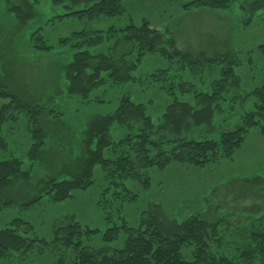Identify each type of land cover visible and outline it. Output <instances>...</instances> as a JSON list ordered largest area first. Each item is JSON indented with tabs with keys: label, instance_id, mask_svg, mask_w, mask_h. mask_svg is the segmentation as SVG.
Masks as SVG:
<instances>
[{
	"label": "rangeland",
	"instance_id": "374dc122",
	"mask_svg": "<svg viewBox=\"0 0 264 264\" xmlns=\"http://www.w3.org/2000/svg\"><path fill=\"white\" fill-rule=\"evenodd\" d=\"M191 1L125 0L122 14L90 18L66 14L88 8L92 4L90 0H0V83L26 102L29 109L33 107L31 110L39 113L38 124L29 127V113L15 109L17 119L6 123L0 134L5 141L0 160L20 159L22 169L30 172L29 178H19L3 190V199L15 202L0 211V229L20 217L28 222L21 226L20 232L38 240L26 255H15L5 264H70L74 249L51 242L59 225L73 219L96 229L98 232L87 242L100 245L104 243L102 234L109 227L122 224L123 218L129 226H137L142 212L156 207L162 208L170 221H183L199 213L211 222L220 219L217 240L210 241V250L216 253L236 254L250 241L253 232L264 231V133L258 128L250 129L232 158L205 166L172 161L162 168H146L137 161L139 174L143 181L149 176L150 185L143 188L142 179H127L128 188L137 194L136 199H114L110 193L104 196L103 190L112 185L107 170L114 167L104 170L98 164L93 183L74 191L70 198L53 201L44 194L32 206L23 205L44 193L43 185L49 177L58 180L68 177L65 172L74 169L86 155L87 128L95 117L115 114L122 100L129 97L145 106L144 112L157 126L173 100L160 82L152 81L151 74L168 63L159 52L141 57L134 72L135 80L119 84L107 81L87 97L69 95L65 69L74 48L59 42L74 32L106 34V39L95 49L113 55L119 64L123 63L122 59L134 60V55L127 54L135 50L133 44L121 31L130 24V19L138 25L147 19L150 28L163 32L169 38L165 40L171 39L177 49L193 57L231 56L237 62V76L228 83L224 97L213 102L216 111L211 127L192 124L186 135L215 139L221 131L241 124L244 112L256 101L253 90L264 82V60L258 49L264 43V0H233L228 8L219 10L187 9L185 5ZM31 10L34 16L21 22ZM40 35L50 49L34 46V37ZM207 76L205 72L200 78L203 83L195 79L204 91L208 87ZM186 99L194 105L191 96ZM9 101L1 99L2 103ZM144 125L138 117L115 120L110 129L113 144L105 157L114 158L123 153L129 145L122 140L137 126ZM37 126L44 136L39 156L32 161L28 153L35 142L33 131ZM151 138L159 140L155 133ZM127 151L138 158L135 150L127 147ZM106 209L112 213L111 220L106 218ZM195 252L196 246L192 244L182 249L187 260H193Z\"/></svg>",
	"mask_w": 264,
	"mask_h": 264
},
{
	"label": "trees",
	"instance_id": "16d2710c",
	"mask_svg": "<svg viewBox=\"0 0 264 264\" xmlns=\"http://www.w3.org/2000/svg\"><path fill=\"white\" fill-rule=\"evenodd\" d=\"M90 1L92 4L88 8L66 14L99 18L120 15L125 10V0ZM232 1L193 0L185 7L219 10L228 8ZM34 14L35 12L31 10L21 22L25 23ZM130 20V24L121 29L135 49L127 53L130 56L134 55V60L130 62L122 59L123 63L119 64L115 62L113 55L95 49L106 39V34L92 36L83 31L74 32L71 36L60 39V45L69 43L74 48L72 59L65 69L68 94L87 97L94 88L107 81L119 84L135 80L134 72L141 57L146 53L159 52L166 56L168 63L151 74L152 81L160 82V86L172 95V102L168 104L157 126L144 112L145 106L136 104L129 97L122 100L121 108L115 114L95 117L87 128L86 155L82 156L74 169H68L69 166L64 169H68L65 172L67 178L58 180L49 177L45 180L44 193L36 199L27 201L24 206H32L44 194L50 195L53 201L70 198L74 191L85 189L93 183L98 164L103 165L104 170L109 169L110 166L114 167L112 171L107 170L106 176L112 185L109 184L103 190L104 196L110 193L114 199H136L137 194L128 188L126 180L143 178L137 169V161L146 168L150 166L162 168L172 161L201 167L224 158H232L245 142L250 129L258 128L264 133L263 82L253 90L252 95L255 96L256 101L250 110L244 112L241 124L234 129L221 131L219 137L215 139L189 138L186 130L190 125L211 127L216 111L213 102L220 96L224 97L228 83L235 81L237 62L233 61L231 56L214 59L193 57L177 49L171 39L165 40L169 38H166L163 32L150 28L147 19L140 25ZM34 46L44 50L51 48L41 35L34 37ZM258 49L264 60V43ZM170 70L172 72H169ZM205 72L209 78L206 91L202 87L199 88L200 84L195 82V79L200 80ZM190 96L194 105L186 99ZM1 99H10V101L2 103ZM199 99H201L200 103L195 102ZM15 109H25L29 113V127L31 124H38L39 113L31 110L33 107L29 109L26 102L10 93L5 84L0 83V134L6 123L17 119L14 114ZM136 117L145 122L144 127L137 126L122 140V143L129 145L124 148L123 153L114 158H106L104 154L113 144L110 139L113 122L120 119L127 121ZM154 133L159 140H151ZM43 136L44 133L37 126L33 131L35 142L28 153L32 161L39 156ZM135 146L138 149H135ZM127 147L135 150L138 158L133 157L127 151ZM0 149H5V141L1 135ZM29 177L30 172L22 169L20 159L0 160V211L15 202L3 199L5 194L3 190L15 180ZM144 179L141 184L143 188H147L150 185V177ZM101 203L106 208L102 201ZM106 213V218L111 220V211L107 210ZM219 220L211 222L199 213L198 216L194 215L183 221H170L166 218L163 209L156 207L142 212L137 226H129L123 218L122 224L109 227L102 234L104 243L100 245L87 242L94 233L98 232L96 229L86 227L73 219L56 227L51 242L59 243L67 249H74L70 264H264V231L253 232L250 241L240 247L236 254L216 253L210 250V241L217 240ZM23 224L28 222L15 217L7 226L0 229V264H5V261L11 258L14 259L15 255H26L33 249L35 241H38L37 238H31L20 232ZM190 244L196 246L193 260H187L182 255V249Z\"/></svg>",
	"mask_w": 264,
	"mask_h": 264
}]
</instances>
